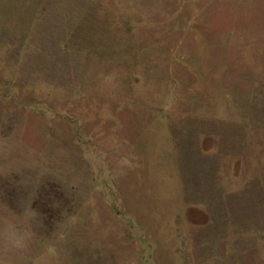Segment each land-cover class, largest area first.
I'll return each instance as SVG.
<instances>
[{
    "label": "rangeland",
    "instance_id": "rangeland-1",
    "mask_svg": "<svg viewBox=\"0 0 264 264\" xmlns=\"http://www.w3.org/2000/svg\"><path fill=\"white\" fill-rule=\"evenodd\" d=\"M10 210L0 264H264V0H0Z\"/></svg>",
    "mask_w": 264,
    "mask_h": 264
},
{
    "label": "clouds",
    "instance_id": "clouds-1",
    "mask_svg": "<svg viewBox=\"0 0 264 264\" xmlns=\"http://www.w3.org/2000/svg\"><path fill=\"white\" fill-rule=\"evenodd\" d=\"M175 105V98H172V106ZM97 159L99 155L97 154ZM84 159L92 163V159L85 155ZM38 218V214L32 210V215L29 216L26 212L17 215L13 210L5 214V218L0 222V246L7 249L26 250L29 246L31 233L27 231L28 225Z\"/></svg>",
    "mask_w": 264,
    "mask_h": 264
}]
</instances>
